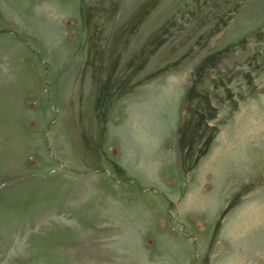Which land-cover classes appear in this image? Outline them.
Wrapping results in <instances>:
<instances>
[{"label": "rangeland", "instance_id": "374dc122", "mask_svg": "<svg viewBox=\"0 0 264 264\" xmlns=\"http://www.w3.org/2000/svg\"><path fill=\"white\" fill-rule=\"evenodd\" d=\"M0 264H264V0H0Z\"/></svg>", "mask_w": 264, "mask_h": 264}, {"label": "trees", "instance_id": "16d2710c", "mask_svg": "<svg viewBox=\"0 0 264 264\" xmlns=\"http://www.w3.org/2000/svg\"><path fill=\"white\" fill-rule=\"evenodd\" d=\"M192 92H195L197 99L199 98V100L203 103V108L205 111V113H203V114L206 115L205 122L203 123L205 127L202 130L200 129V127H198L197 131H195L194 126L197 123V118L189 117V120H187L185 122V125L186 124H188V125H186L185 127L182 126L183 124L181 125V127L179 129V136H180L181 145L183 144V146L188 149V152H192L191 143L194 140L193 137H196V134L200 130V133L197 136H198V138H204V143H205L204 144V150L201 153H199V157H200L206 152V148L208 149L209 145L211 144L212 140L214 139V137L216 136V133L218 131L217 125H212L210 127V124H209V120L216 118L217 107H215L214 105L211 104L208 96H206L205 94H203L201 92H196L194 84L189 88V91L187 93L188 98H190ZM195 112H197V111H195ZM194 115L198 117L199 114L195 113ZM192 120H193V126H191ZM209 127L212 129L211 132L205 133L204 130L206 128H209ZM191 129H193V131H191ZM189 166L190 165H187L185 167V169H188ZM192 166H193V163H192L191 167Z\"/></svg>", "mask_w": 264, "mask_h": 264}, {"label": "crops", "instance_id": "0c3cea01", "mask_svg": "<svg viewBox=\"0 0 264 264\" xmlns=\"http://www.w3.org/2000/svg\"><path fill=\"white\" fill-rule=\"evenodd\" d=\"M232 113H233V112H232ZM219 116H221V115H220V111L218 110V115H217V117H219ZM221 129H222V127H221ZM221 129H220V130H221ZM219 133H220V132H218L217 135L215 136V138H214V140H213V143L211 144L209 150H211V148L214 146L216 140L218 139ZM209 150H208V151H209Z\"/></svg>", "mask_w": 264, "mask_h": 264}]
</instances>
